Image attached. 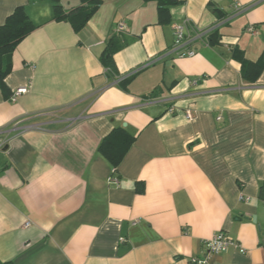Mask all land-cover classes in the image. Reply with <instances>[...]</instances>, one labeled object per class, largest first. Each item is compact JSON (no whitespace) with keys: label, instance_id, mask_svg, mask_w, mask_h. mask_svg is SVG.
I'll use <instances>...</instances> for the list:
<instances>
[{"label":"crops","instance_id":"0c3cea01","mask_svg":"<svg viewBox=\"0 0 264 264\" xmlns=\"http://www.w3.org/2000/svg\"><path fill=\"white\" fill-rule=\"evenodd\" d=\"M238 1L223 23L232 0H182L160 25L153 1L100 0L75 33L52 0H0V24L22 5L36 25L13 51L9 96L0 90L1 261L191 264L222 230L245 251L209 264H264V67L246 82L233 56L264 54V0ZM174 24L208 31L193 56L169 51ZM113 35L111 76L99 55ZM115 126L135 139L113 170L97 148Z\"/></svg>","mask_w":264,"mask_h":264},{"label":"trees","instance_id":"16d2710c","mask_svg":"<svg viewBox=\"0 0 264 264\" xmlns=\"http://www.w3.org/2000/svg\"><path fill=\"white\" fill-rule=\"evenodd\" d=\"M80 3L74 7L64 9L59 0H52L53 20L67 21L75 33L80 32L87 21L97 10L100 0H79ZM153 1L156 5L157 24L165 25L171 20L170 8L178 5L182 0H144ZM218 11V10H217ZM220 16L222 12L217 13ZM36 25L31 21L22 5L16 6L8 14L2 24H0V90L4 96H9V90L4 82L12 67V54L17 44L25 38ZM217 36L216 31L208 37L209 44H213ZM120 44L116 35L111 36L99 55V60L108 74L113 76L116 73L113 54L119 49ZM239 63L240 78L246 82L254 83L261 74L264 67V54L252 61L244 57L242 51H233ZM132 76L121 79L118 84L126 89ZM135 137L131 135L125 127L115 126L100 141L98 152L111 164L113 170H116L118 164L123 159L125 153L133 143ZM141 183L136 184V191L142 192ZM262 192V187L260 188ZM0 264H12L10 261H1Z\"/></svg>","mask_w":264,"mask_h":264},{"label":"built area","instance_id":"2783aa9c","mask_svg":"<svg viewBox=\"0 0 264 264\" xmlns=\"http://www.w3.org/2000/svg\"><path fill=\"white\" fill-rule=\"evenodd\" d=\"M243 7L239 3L238 0H232V12L224 16L221 21L227 22L230 18L236 16L237 14L241 13L243 11ZM126 28V24L124 22H119L116 26V31L120 32ZM208 31L207 30H187L183 24H174L173 25V43L170 47L169 51L176 55L177 57H189L193 56L195 54V49L193 48V42H195L197 39L202 38L206 35ZM149 63H145L140 65L137 68L132 69L130 72H128L126 75H124L123 78L132 76L134 73L138 72L139 70H142L143 68L147 67ZM192 84H196L197 79H192L190 81ZM27 87H19L11 94L9 97L11 100H14L16 96L26 92ZM172 110V108H170ZM185 117L187 119H191V113L189 109L185 110ZM30 127V126H27ZM113 182L117 183V180L114 178L112 179ZM248 198L246 197L245 200ZM28 222L24 223V226H27ZM205 254L202 258H194L191 261V264H209V259L212 254L225 252L229 249H233L235 251H238L240 253H243L245 250L243 246L232 237L228 236L224 231L219 230L213 235H211L209 238L204 239L203 241ZM214 264V263H210Z\"/></svg>","mask_w":264,"mask_h":264}]
</instances>
